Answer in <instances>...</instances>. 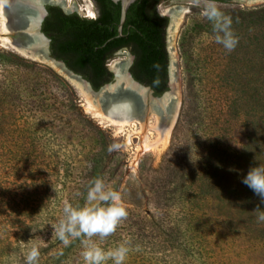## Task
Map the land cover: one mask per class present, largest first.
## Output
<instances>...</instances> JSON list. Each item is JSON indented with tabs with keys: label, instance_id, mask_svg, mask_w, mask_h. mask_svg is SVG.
<instances>
[{
	"label": "rangeland",
	"instance_id": "374dc122",
	"mask_svg": "<svg viewBox=\"0 0 264 264\" xmlns=\"http://www.w3.org/2000/svg\"><path fill=\"white\" fill-rule=\"evenodd\" d=\"M5 1L0 0V83L15 90L22 101L17 122L10 124L8 132L11 136L20 132L12 148H23L29 164L27 189L18 193L19 199L30 198L35 209L30 212L22 201L20 213L10 217L15 222L11 240L19 238L22 244L0 258V264H25L33 245L39 249L37 264H56L65 258L66 264H84L80 239L65 245L54 228L63 217L65 202L85 204L87 188L95 178L102 179L106 189L121 191L130 215L109 236L91 239L105 250L129 240L124 264H264L260 245L246 243L243 235L222 226L225 215L209 218L207 227L194 231L187 227L188 207L178 203L162 207L157 201L160 180L177 182L180 173L189 183L202 184L203 156L218 152L221 136L236 134L245 143L256 118L249 90L264 86L255 75L264 72V2L215 1L231 17L238 37L230 52L216 43L212 25L202 15L207 0H164L158 5L162 16L169 17L174 10L180 19L172 38L169 23L167 48L169 67L179 78L181 104L167 144L159 142L141 155V122L118 125L89 111V102L71 79L51 64L22 54L5 39L1 12ZM64 3L82 17L97 15L93 0ZM120 52L108 61L110 70L115 62L130 59L128 49ZM237 105L244 110L240 121L233 117ZM146 121L150 140L157 143L159 134L152 128L158 118L152 115ZM112 144L120 147L110 152ZM205 212L211 213L207 207Z\"/></svg>",
	"mask_w": 264,
	"mask_h": 264
},
{
	"label": "trees",
	"instance_id": "16d2710c",
	"mask_svg": "<svg viewBox=\"0 0 264 264\" xmlns=\"http://www.w3.org/2000/svg\"><path fill=\"white\" fill-rule=\"evenodd\" d=\"M93 1L97 15L92 19L78 13L66 15L59 8L51 9L46 22L53 32L52 55L98 90L113 80L108 61L118 50L128 48L134 56L130 72L135 80L150 86L156 96L168 91L170 59L166 49V29L169 19L157 11L164 0H136L127 12L121 36L118 31L121 4L112 0ZM215 1L229 3L233 0ZM255 75L258 84L262 79L264 83V72L258 70ZM249 91H252L253 101L250 109L256 118L245 143L240 140L243 137L237 140L236 134L221 136L218 152L203 156L202 184L198 187L179 172H174L179 173V181L160 180L157 201L162 207L169 203L188 207L185 219L187 227L194 231L207 227L209 218L218 220V216L222 219L225 215L222 226L236 231L238 236L243 235L246 243L260 245L264 253V221L257 219L264 211V204H260L259 197L242 183L250 166L264 165V118L258 117L264 113V86L258 85ZM21 107L22 101L16 91L0 83V258L21 247L19 238L16 242L11 240L15 224L11 219L20 213L21 202H25L30 212L35 209L30 206V198L27 201L19 199L18 193L27 189L28 175L25 173H28L29 164L25 163L23 148H12L17 137L20 139V132L16 136L8 132L10 124L17 122ZM242 111L240 105L234 108L236 121L241 120ZM245 113L248 112L245 110ZM169 170L170 175L173 174L172 168ZM161 192L163 196L159 195ZM206 207L211 213L205 212ZM56 264H66V258L56 260Z\"/></svg>",
	"mask_w": 264,
	"mask_h": 264
},
{
	"label": "clouds",
	"instance_id": "9594fccd",
	"mask_svg": "<svg viewBox=\"0 0 264 264\" xmlns=\"http://www.w3.org/2000/svg\"><path fill=\"white\" fill-rule=\"evenodd\" d=\"M202 15L211 23L216 43L226 51H232L238 43V37L232 29L231 17L217 8L215 0H207ZM119 147V144H112L108 151ZM242 183L259 197L260 204H264V165L250 166L246 175L242 177ZM257 207L259 208V205ZM127 215L121 191L106 189L103 180L95 178L87 188L83 206H73L65 202L63 217L58 221L54 231L65 245L70 243V239H80L84 264H106L108 260H111L112 264H124L130 251L129 240L119 242L115 247L105 250L91 238L96 235L101 239L109 236ZM257 219L264 221V211L259 213ZM38 257L39 249L33 245L26 253L25 264H37Z\"/></svg>",
	"mask_w": 264,
	"mask_h": 264
},
{
	"label": "water",
	"instance_id": "95a60500",
	"mask_svg": "<svg viewBox=\"0 0 264 264\" xmlns=\"http://www.w3.org/2000/svg\"><path fill=\"white\" fill-rule=\"evenodd\" d=\"M12 1V0H11ZM65 0H38V6L44 10V6L48 3L60 5L65 13L69 14L75 9H68L64 6ZM121 4V19L118 26L119 36L127 18V12L130 6L136 0H112ZM242 2L247 5H254L261 0H233ZM11 4V2H10ZM7 16V7H6ZM170 18L169 35L173 36L175 23L177 19L176 12L170 10L168 12ZM43 18V16L41 17ZM6 29L11 32L10 22H6ZM12 43L18 50H24L29 57H38L40 60L51 64L63 75L82 86L83 91L88 95L94 106H98L105 116H110L115 120H127L128 122L138 121L146 122V120L155 115L164 128H173L178 118L181 104L180 83L177 73L173 66L169 67V83L168 91L161 96H156L150 86L144 85L133 77L130 68L134 61V56L129 54L130 59L127 61L115 62L110 70L113 73V80L103 85L100 89L95 90L91 83L83 78L82 75L75 73L67 67V65L51 55L49 51L50 40L47 38L24 40L20 37L12 38ZM42 43L43 48L37 44ZM23 54V52H21ZM121 53V52H116ZM125 67V68H124Z\"/></svg>",
	"mask_w": 264,
	"mask_h": 264
},
{
	"label": "flooded vegetation",
	"instance_id": "af4514ba",
	"mask_svg": "<svg viewBox=\"0 0 264 264\" xmlns=\"http://www.w3.org/2000/svg\"><path fill=\"white\" fill-rule=\"evenodd\" d=\"M31 2L32 0H14L11 2V4L9 3L7 5V21L10 22V25L12 27L11 32H9V34L11 38L20 37L24 40L47 38L50 40L49 51L51 52L52 55L53 50L51 46V41L53 38V32H51L47 28L48 22H46L47 17L50 16V14L52 13L51 9L59 8L66 15H70L76 12L67 14L60 5H56L52 3L46 4L44 6V10L39 9L38 11H36L31 5ZM42 16L43 18H41ZM168 19L170 23V18L168 17ZM32 22L34 23V26L30 28ZM167 45L168 42H167V29H166V49L168 52ZM124 49H128V48L120 49L117 52H120ZM128 50L130 51V49Z\"/></svg>",
	"mask_w": 264,
	"mask_h": 264
},
{
	"label": "bare ground",
	"instance_id": "6f19581e",
	"mask_svg": "<svg viewBox=\"0 0 264 264\" xmlns=\"http://www.w3.org/2000/svg\"><path fill=\"white\" fill-rule=\"evenodd\" d=\"M14 1V0H12ZM11 0H6L5 2L2 3V7H1V12H2V18H3V26H4V30L6 31L5 32V39L10 42L12 44V46H14V44L12 43V38L8 32V30L6 29V22H7V16H6V7L7 5L12 2ZM38 0H32L31 2V5L33 6V8L38 11L40 8L38 6ZM260 2H264V0H261ZM64 6H65V3H64ZM66 8V7H65ZM69 9V8H68ZM182 11H184V9H181V14H182ZM180 16V15H179ZM182 17V16H181ZM180 19H176V23H175V27L178 25ZM34 26V23L32 22L31 24V27L32 28ZM179 26V25H178ZM178 28V27H177ZM174 36V34H173ZM15 47V46H14ZM40 47V48H43V45L42 43H38L37 44V48ZM18 50V49H17ZM20 52H23L24 55H27L25 54L24 50H19ZM29 56V55H27ZM31 58V57H30ZM33 58H36V59H41V58H38V57H33ZM125 65H127V61L125 62ZM52 66V65H51ZM125 68V67H124ZM74 84H76V86L78 87V89L80 90V92L85 96V98L87 99V101L89 102V107H88V110L89 111H95V113L98 115V116H102V117H106L108 119H110L112 122L118 124V125H128L129 122L127 120H115V119H112L110 116H105L100 108L98 106H94L92 104V102L90 101V98L88 97V95L83 91L82 89V86L76 82H74ZM141 125V132H140V135H141V139H142V144L140 145V148H139V154L142 155V153L146 152L147 150H149L150 148L154 147L155 145H157L159 142H162L164 143L165 145L167 144L168 142V138H169V135H170V132H171V128H164L161 126L160 124V121H158V124L156 127H153L152 129L156 130L159 134V139H158V142L157 143H152L151 140H150V135L149 133H147V130L148 128L150 129L151 127L148 125L147 121L146 122H141L140 123ZM139 156H136L135 159H134V162H133V165H136L137 163V158Z\"/></svg>",
	"mask_w": 264,
	"mask_h": 264
}]
</instances>
